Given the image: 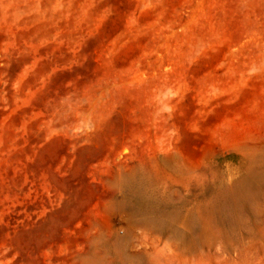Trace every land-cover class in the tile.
Listing matches in <instances>:
<instances>
[{"label": "rangeland", "instance_id": "1", "mask_svg": "<svg viewBox=\"0 0 264 264\" xmlns=\"http://www.w3.org/2000/svg\"><path fill=\"white\" fill-rule=\"evenodd\" d=\"M0 264H264V0H0Z\"/></svg>", "mask_w": 264, "mask_h": 264}]
</instances>
